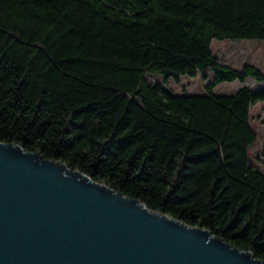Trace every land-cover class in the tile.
Here are the masks:
<instances>
[{"label": "trees", "instance_id": "16d2710c", "mask_svg": "<svg viewBox=\"0 0 264 264\" xmlns=\"http://www.w3.org/2000/svg\"><path fill=\"white\" fill-rule=\"evenodd\" d=\"M264 39V0H0V142L66 163L264 260L252 108L264 71L214 40ZM213 72L203 93L170 80Z\"/></svg>", "mask_w": 264, "mask_h": 264}, {"label": "water", "instance_id": "95a60500", "mask_svg": "<svg viewBox=\"0 0 264 264\" xmlns=\"http://www.w3.org/2000/svg\"><path fill=\"white\" fill-rule=\"evenodd\" d=\"M0 264H264L66 163L0 142Z\"/></svg>", "mask_w": 264, "mask_h": 264}, {"label": "rangeland", "instance_id": "374dc122", "mask_svg": "<svg viewBox=\"0 0 264 264\" xmlns=\"http://www.w3.org/2000/svg\"><path fill=\"white\" fill-rule=\"evenodd\" d=\"M215 54L221 62L235 68H242L245 63H252L264 71V39H225L214 40L212 43ZM208 79H203L200 73L197 77L185 76L180 83L170 80L166 87L177 94L203 93L205 85L213 80V72H205ZM245 85L259 87L253 78H248L244 83L239 80L223 82L215 87L217 93H233ZM251 124L257 134L256 142L250 148V159L254 167L264 173V102L256 104L251 111Z\"/></svg>", "mask_w": 264, "mask_h": 264}]
</instances>
